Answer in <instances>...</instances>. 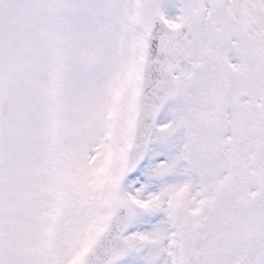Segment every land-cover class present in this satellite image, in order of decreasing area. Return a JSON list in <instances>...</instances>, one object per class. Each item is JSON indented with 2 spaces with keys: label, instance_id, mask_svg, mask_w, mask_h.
<instances>
[{
  "label": "snow or ice",
  "instance_id": "obj_1",
  "mask_svg": "<svg viewBox=\"0 0 264 264\" xmlns=\"http://www.w3.org/2000/svg\"><path fill=\"white\" fill-rule=\"evenodd\" d=\"M0 264H264V0H0Z\"/></svg>",
  "mask_w": 264,
  "mask_h": 264
}]
</instances>
